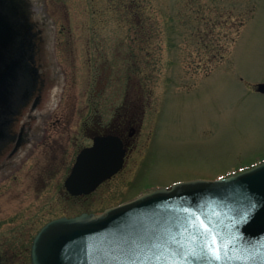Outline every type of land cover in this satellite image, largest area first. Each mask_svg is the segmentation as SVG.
Masks as SVG:
<instances>
[{
	"label": "rangeland",
	"instance_id": "374dc122",
	"mask_svg": "<svg viewBox=\"0 0 264 264\" xmlns=\"http://www.w3.org/2000/svg\"><path fill=\"white\" fill-rule=\"evenodd\" d=\"M48 5L47 13L29 17L31 65L43 82V100L31 116L50 113L62 98L69 125L51 168L41 165L51 156L39 147L44 126L21 159L12 161L18 163L12 169L16 182L9 179L17 187L0 196L2 264H30L31 238L48 220L97 214L155 188L218 179L264 159V94L255 87L264 83V0ZM44 15L48 23L41 25ZM205 22L216 24L206 42L224 45L226 52L210 65L198 38ZM123 110L134 128L123 168L89 195L68 198L62 181L80 148L90 145L87 128L95 120H115ZM53 133L46 138L60 140Z\"/></svg>",
	"mask_w": 264,
	"mask_h": 264
},
{
	"label": "water",
	"instance_id": "95a60500",
	"mask_svg": "<svg viewBox=\"0 0 264 264\" xmlns=\"http://www.w3.org/2000/svg\"><path fill=\"white\" fill-rule=\"evenodd\" d=\"M7 1L0 0V86L10 91L20 68L11 48L22 36L28 51L30 36L20 28L26 19L17 0ZM125 152L116 139L96 141L78 156L67 189L92 192L121 169ZM31 263L264 264V164L224 180L160 188L100 215L52 221L35 237Z\"/></svg>",
	"mask_w": 264,
	"mask_h": 264
},
{
	"label": "flooded vegetation",
	"instance_id": "af4514ba",
	"mask_svg": "<svg viewBox=\"0 0 264 264\" xmlns=\"http://www.w3.org/2000/svg\"><path fill=\"white\" fill-rule=\"evenodd\" d=\"M48 1L49 0H17V4L21 9V15H24L23 18L27 19L26 21H24L23 19L20 20L19 24L20 25L24 24V26L20 28L23 29L26 26H28V28H31L29 17H32L33 14H36V16L39 17L41 14L47 13L49 6ZM52 1L53 0H51V2ZM6 2L8 1L6 0ZM40 23L41 25H45L46 23H48V18L46 19L44 15ZM128 23L130 22L128 21L127 24ZM67 25H70V23L67 22ZM54 26L56 27L57 25L55 24ZM22 32L23 31L21 30V34ZM11 49L13 53L11 54L12 57H9V59L11 60L12 64L13 62H15L18 64L17 68L18 67L20 68L18 69V79L15 82L14 87L10 91L4 90L5 86L3 85L0 86V96L1 98L6 100V102L5 103L3 102L1 104L2 106H0V181L4 182L3 186H1L0 189L6 187L2 191L0 196L9 194V192L12 190L11 187L14 188L17 187V184L15 183L16 176L13 177L12 169L16 166L18 167V163H13V162H16L15 159L18 158L21 159L22 154L29 150L28 146L34 142L35 137L40 132L38 127L40 126L45 127L44 128L45 131L41 129L44 138L39 147L41 148L43 155L51 153V156L45 159V162L41 164L44 165V169H48V167L51 168L53 163L56 164L58 161L55 154L58 150H63L62 148H60L59 144H62L63 141L62 136L64 135V125L67 126L69 125L65 116L63 117L65 109L63 106L64 104L62 98L55 103V105L51 108L50 113L43 114V116L42 115L31 116V114L37 113V110L40 108L41 102L43 100V96L41 94L43 90L40 86L41 84L43 85V82L41 81L40 84L38 75L36 81L33 82L32 76L29 74L33 67L31 65L33 61V53H32L33 44L30 40V49L29 51L27 50L25 51L26 41H24V38L22 37L21 39H19L17 44L12 46ZM92 52L95 54L100 53L97 52V49H93ZM23 53L26 54L24 55V59L23 58L21 59V55ZM126 55H128V53ZM102 71L103 70H100V72ZM16 105H19L20 110H23V112L16 111L15 109ZM20 113H21V117L17 119V116ZM11 114H14L13 117L11 116ZM37 118L39 119L37 120ZM52 119L54 120V122H52ZM87 130L91 132L88 138L91 140L90 145L80 148L78 153L82 149L90 147L93 144V140L95 138L108 137V136H113L119 139L123 145V148L128 150L129 140H130L129 138L134 133V128L131 127V124L129 122V115L124 110L120 115L117 116V118H115V120L112 119L106 124H100L99 122L97 123L95 120L94 123L91 125V127L87 128ZM52 132H54L53 134L60 136V140L57 138L47 139L46 136L52 134ZM74 142H75L74 144L76 145V138ZM75 159L76 156L74 158V161ZM61 163L63 167L67 169L70 162L68 161V159L67 160L65 159L62 160ZM9 178L15 179V182L14 183L11 182ZM65 179H63L62 181V188L64 192L67 193L68 198L76 199V196H71L66 191ZM20 186H24V188L26 186L27 189L29 188V186L25 184V181H22V184H20ZM25 192L26 191L23 190L22 193ZM63 212H65V209H63ZM60 217H64V216L61 215ZM0 264H2L1 260H0Z\"/></svg>",
	"mask_w": 264,
	"mask_h": 264
},
{
	"label": "trees",
	"instance_id": "16d2710c",
	"mask_svg": "<svg viewBox=\"0 0 264 264\" xmlns=\"http://www.w3.org/2000/svg\"><path fill=\"white\" fill-rule=\"evenodd\" d=\"M205 25V28H204V32L203 34L198 32V38L201 40L202 44H201V47L202 49H204L209 55V60H208V64H212V63H218L219 61H222L225 57H226V52H225V46L224 45H221L216 48L214 46V44H209V42H206L209 41V40H212L211 38L209 39V35H212L214 34V30H215V27H216V24L213 23V22H209V23H204ZM231 41L233 42L234 41V38L232 40L231 38ZM229 41V42H231ZM218 61V62H217Z\"/></svg>",
	"mask_w": 264,
	"mask_h": 264
}]
</instances>
